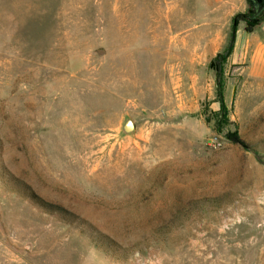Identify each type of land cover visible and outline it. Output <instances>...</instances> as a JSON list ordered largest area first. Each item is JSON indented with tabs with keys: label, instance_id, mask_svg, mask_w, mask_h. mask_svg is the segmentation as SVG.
Instances as JSON below:
<instances>
[{
	"label": "rangeland",
	"instance_id": "rangeland-1",
	"mask_svg": "<svg viewBox=\"0 0 264 264\" xmlns=\"http://www.w3.org/2000/svg\"><path fill=\"white\" fill-rule=\"evenodd\" d=\"M247 9L0 0V264H264V15L231 44Z\"/></svg>",
	"mask_w": 264,
	"mask_h": 264
},
{
	"label": "trees",
	"instance_id": "trees-1",
	"mask_svg": "<svg viewBox=\"0 0 264 264\" xmlns=\"http://www.w3.org/2000/svg\"><path fill=\"white\" fill-rule=\"evenodd\" d=\"M264 15V14H263ZM242 18L244 19L246 26H245V32L250 33L252 31V28L258 24V20L261 19L260 18H253L250 19L248 17V15L244 14L243 16H235L233 19V25L236 27L237 26V22H238V18ZM231 44H233V42H231ZM230 44V46L227 48V53L231 54L233 46ZM215 60H218V58H215ZM217 97H218V103L220 104V109L218 110V112L213 113L212 116L214 117V129L217 131L221 130V126L222 124L224 125V123H228V112L226 110V107L224 105L223 102V94H222V87H218L217 89ZM226 137L236 143H239L242 146H245V143L240 140L237 136V134L235 132H228L226 134Z\"/></svg>",
	"mask_w": 264,
	"mask_h": 264
},
{
	"label": "water",
	"instance_id": "water-1",
	"mask_svg": "<svg viewBox=\"0 0 264 264\" xmlns=\"http://www.w3.org/2000/svg\"><path fill=\"white\" fill-rule=\"evenodd\" d=\"M246 3L255 7V11H252V13L248 15L250 19L257 17L261 12H263L264 14V0H246ZM235 32H236V27L233 25L232 33H231L232 42L234 41L235 38ZM134 131H135V125L133 121L128 116H124L119 126L118 136L119 137L132 136L134 134Z\"/></svg>",
	"mask_w": 264,
	"mask_h": 264
},
{
	"label": "flooded vegetation",
	"instance_id": "flooded-vegetation-1",
	"mask_svg": "<svg viewBox=\"0 0 264 264\" xmlns=\"http://www.w3.org/2000/svg\"><path fill=\"white\" fill-rule=\"evenodd\" d=\"M247 5H248V9H247L246 15H249V14L252 13V11H255V7H253V6L249 5V4H247ZM262 15H263V12H261V13H260L257 17H255V18H260Z\"/></svg>",
	"mask_w": 264,
	"mask_h": 264
}]
</instances>
